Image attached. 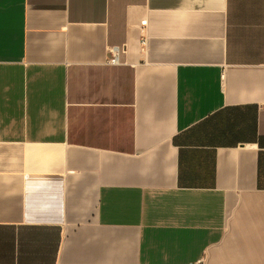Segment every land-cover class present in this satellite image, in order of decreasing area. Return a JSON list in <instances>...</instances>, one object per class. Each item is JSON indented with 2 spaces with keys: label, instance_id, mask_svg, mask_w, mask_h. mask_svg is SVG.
Returning <instances> with one entry per match:
<instances>
[{
  "label": "crops",
  "instance_id": "1",
  "mask_svg": "<svg viewBox=\"0 0 264 264\" xmlns=\"http://www.w3.org/2000/svg\"><path fill=\"white\" fill-rule=\"evenodd\" d=\"M0 264H264V0H0Z\"/></svg>",
  "mask_w": 264,
  "mask_h": 264
},
{
  "label": "built area",
  "instance_id": "2",
  "mask_svg": "<svg viewBox=\"0 0 264 264\" xmlns=\"http://www.w3.org/2000/svg\"><path fill=\"white\" fill-rule=\"evenodd\" d=\"M142 45H143L142 50H145L146 40H143ZM117 61H118V57H117V54L114 52L113 53V58H112L111 62L112 63H116ZM224 77H225V75L222 76V78H224Z\"/></svg>",
  "mask_w": 264,
  "mask_h": 264
}]
</instances>
